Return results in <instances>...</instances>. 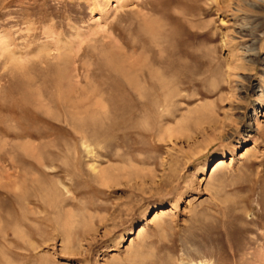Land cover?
I'll return each mask as SVG.
<instances>
[{"label": "rangeland", "instance_id": "rangeland-1", "mask_svg": "<svg viewBox=\"0 0 264 264\" xmlns=\"http://www.w3.org/2000/svg\"><path fill=\"white\" fill-rule=\"evenodd\" d=\"M200 263L264 264V0H0V264Z\"/></svg>", "mask_w": 264, "mask_h": 264}, {"label": "bare ground", "instance_id": "bare-ground-1", "mask_svg": "<svg viewBox=\"0 0 264 264\" xmlns=\"http://www.w3.org/2000/svg\"><path fill=\"white\" fill-rule=\"evenodd\" d=\"M186 78V77H185ZM167 80V79H166ZM160 87L161 88H163L164 87V83L162 82L161 84H160ZM61 90V89H60ZM64 91V90H63ZM161 91V90H160ZM164 95V94H163ZM131 105V104H130ZM86 108V107H85ZM83 110V109H82ZM80 111V110H79ZM73 112V111H72ZM85 112V111H84ZM77 113H78V111H77ZM77 116V115H76ZM77 118V117H76ZM76 122V121H75ZM88 122V121H87ZM227 163V160L226 159H222L221 161H219V164H218V166H224L225 164ZM166 214V211H165V209H163V208H159V209H157L155 212H154V214H153V218L154 219H158V218H162L164 215ZM144 225H142V226H140L139 228H138V230H137V235H140L143 231H144ZM133 241V240H132ZM132 241H131V243H132ZM200 264H204V263H200Z\"/></svg>", "mask_w": 264, "mask_h": 264}]
</instances>
